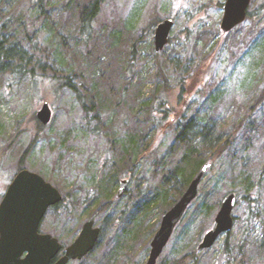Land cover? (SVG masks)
Masks as SVG:
<instances>
[{
	"label": "rangeland",
	"instance_id": "374dc122",
	"mask_svg": "<svg viewBox=\"0 0 264 264\" xmlns=\"http://www.w3.org/2000/svg\"><path fill=\"white\" fill-rule=\"evenodd\" d=\"M32 1L0 0V43L12 51L0 61V203L23 163L68 199L48 211L40 233L68 247L99 215L97 247L70 264H146L162 215L142 212L161 187L160 170L180 160L172 149L184 130L194 139L203 124H221L231 144L157 264H264V101L254 107L264 90V0H252L251 18L227 35L220 32L226 0H105L88 45L79 16L88 0L70 8V0H48L45 12ZM167 19L169 44L155 56V29ZM32 71L48 81L34 85ZM54 76L85 95L87 113L69 87L51 88ZM165 86L181 120L172 114L162 129L139 115L136 89L149 99ZM44 101L53 119L39 129ZM231 192L233 230L197 253Z\"/></svg>",
	"mask_w": 264,
	"mask_h": 264
},
{
	"label": "water",
	"instance_id": "95a60500",
	"mask_svg": "<svg viewBox=\"0 0 264 264\" xmlns=\"http://www.w3.org/2000/svg\"><path fill=\"white\" fill-rule=\"evenodd\" d=\"M251 3L252 0L225 1L220 23L222 34H229L247 20ZM173 28L174 21L171 19L157 25L154 33L156 53L163 51L169 44ZM36 118L42 126L52 122L53 110L48 101L41 104ZM211 168L212 163H206L178 201L163 215L151 242L146 264L158 263L176 228L197 199L199 187ZM128 186V179L121 181L116 194L118 199L125 195ZM235 199L236 194L231 192L222 200L215 217V227L203 236L197 248L198 253L210 250L223 235L233 230ZM64 200L61 192L41 175L27 169L19 171L0 203V264H69L81 261L92 253L101 234V230L96 227L98 214L88 219L79 236L66 248L52 235L40 233L48 211Z\"/></svg>",
	"mask_w": 264,
	"mask_h": 264
},
{
	"label": "trees",
	"instance_id": "16d2710c",
	"mask_svg": "<svg viewBox=\"0 0 264 264\" xmlns=\"http://www.w3.org/2000/svg\"><path fill=\"white\" fill-rule=\"evenodd\" d=\"M32 2L34 3V5H36L37 8L41 9L44 12L47 11L49 7L48 0H33ZM73 2H76V0H70L68 7L71 6ZM104 3L105 0H88L79 11V16L81 17V22L83 24L81 27V41L86 45L90 43L91 34L93 33L94 21L102 11ZM250 18L251 13L248 12L247 19ZM11 52L12 51L10 50H4L3 45L0 43V61H3L4 64H6L8 59H10ZM158 54L159 53H156L155 51V56ZM31 73V79L34 85H42V83H46L48 81L46 80L44 74L39 76L33 71ZM51 79V88L69 87V89H71L77 95V99L80 102L83 111L85 113L88 112V105L86 103L85 95L80 90L75 88L69 80H65L60 77L57 78L56 76ZM142 92L143 88L136 89V109L139 112V115L143 114L148 122L152 123L155 127L165 129L166 127H170L169 119L172 114L177 115L175 119L176 121L181 120V113L179 111L175 112L170 106V91L168 90V88H166V86L165 88H158L159 93L149 99H143ZM262 101H264V90L256 100L254 107L262 103ZM99 106L102 108V105L99 104ZM254 107L252 109H254ZM130 109L132 110V112H135L134 109ZM203 125L204 126L201 128L200 132L196 134V138L194 139H188L186 130H184L179 135L172 151H178L179 153L181 152V158L175 166L167 167L165 165L164 168L162 167V170H160L161 187L155 190L153 195L148 198L145 207H143V217L148 215L150 211L155 208H159L161 210V215L163 217V215L168 210H170L171 207L178 201V199L188 188L192 180L197 176L201 168L206 163H212V168L210 169L212 170L215 162L220 159L228 149V145L231 144V139L225 141V139L223 138L224 133L222 132L223 127L221 124H217L216 126H212L210 124ZM38 126L39 129H43V126H41L40 124H38ZM190 126L191 123L188 125V128ZM200 147H205L208 152L211 153L210 158L204 159V150ZM126 154L129 155V158L132 157L131 151H128L127 153H125V155ZM23 169H25V167H23V163H21L18 172ZM112 181L114 180L112 179ZM66 203H68V199L65 197L64 202H62L58 206H55L54 209L65 206ZM139 230L141 231V228ZM197 253H192L191 255H189V258L191 260H195L198 256Z\"/></svg>",
	"mask_w": 264,
	"mask_h": 264
}]
</instances>
